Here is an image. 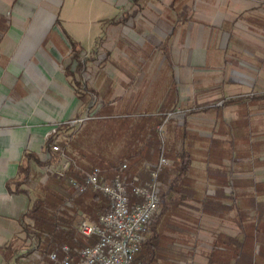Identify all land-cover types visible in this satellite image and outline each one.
<instances>
[{
  "label": "crops",
  "instance_id": "1",
  "mask_svg": "<svg viewBox=\"0 0 264 264\" xmlns=\"http://www.w3.org/2000/svg\"><path fill=\"white\" fill-rule=\"evenodd\" d=\"M95 9L111 17L93 18ZM172 62L181 65L177 102L167 97ZM149 103L179 110V151L191 153L202 193L222 188L224 175L238 192L264 181V0H0V264H18L5 247L25 235L31 200L11 182L26 154L46 161L48 135L91 104L100 112ZM199 234L191 264H206L211 249L209 230Z\"/></svg>",
  "mask_w": 264,
  "mask_h": 264
},
{
  "label": "trees",
  "instance_id": "2",
  "mask_svg": "<svg viewBox=\"0 0 264 264\" xmlns=\"http://www.w3.org/2000/svg\"><path fill=\"white\" fill-rule=\"evenodd\" d=\"M261 96L256 95L255 98ZM108 111L111 110L100 113L105 112L104 117H111ZM170 120L153 115L119 121L105 118V121L86 126L81 132H71L69 123L60 125L47 138L45 148L50 151L59 139L65 140L63 149L73 161L65 177H59L48 169L49 163L55 160L53 156L46 163L28 152L25 163L20 165L16 179L11 183L32 185L39 174L34 163L44 170L46 179L36 196L29 187H19L31 200L21 219L26 235L24 240L31 242V252L39 250L50 254L58 251L61 254L67 245L72 253H76L95 241V238L85 237L79 226L84 219L93 222L108 212L110 202L103 193L93 189L82 192L71 182L72 179L83 183L86 175L98 167L111 180L114 174L121 173L124 164H128L124 176H138L143 180L141 175L155 165L152 161L160 153L169 158L170 164L164 169V181L161 180L160 212L151 224L140 254L142 264H191L199 243L195 247L191 244L201 230H209L212 238L211 249L205 254L206 264H264L263 247L257 249L264 237V181L257 182L253 178L251 191L238 192L233 181L229 184L224 175L216 178V185L222 188L202 193L195 186L197 178L191 153L179 151V121L173 130L177 134L175 139L165 136L166 129L164 132L159 129ZM209 174L212 176V172ZM227 185L231 187L230 191H227ZM227 199L230 204H227ZM205 214L217 218L219 225L207 228L203 221ZM182 218L193 219L195 226H189ZM228 219L235 234H231L224 224ZM5 250L9 260L19 262L21 255L16 240L9 241Z\"/></svg>",
  "mask_w": 264,
  "mask_h": 264
},
{
  "label": "built area",
  "instance_id": "3",
  "mask_svg": "<svg viewBox=\"0 0 264 264\" xmlns=\"http://www.w3.org/2000/svg\"><path fill=\"white\" fill-rule=\"evenodd\" d=\"M94 102L95 100L93 104ZM90 118L88 111L85 116L71 121L70 124L82 125ZM165 124L159 128L161 132L165 131ZM48 152V159L44 162L47 163L52 156L55 159L49 163L48 169L59 177H65L72 167V159L67 156L58 142L53 144ZM169 164V158L162 154L159 162L149 168L151 179L145 183L138 176L133 179L124 176L123 173L129 168L128 164H124L121 173L111 180L107 179L98 167L86 175L83 183L72 179L71 182L82 192L93 189L103 193L110 202V209L100 216L98 223L88 219L81 221L80 232L87 238H95L92 244L78 249L76 253H72L71 248L66 245L62 248L61 254L58 251L49 254L51 262L142 264L140 254L151 224L161 208V174ZM132 193L135 198H131Z\"/></svg>",
  "mask_w": 264,
  "mask_h": 264
},
{
  "label": "rangeland",
  "instance_id": "4",
  "mask_svg": "<svg viewBox=\"0 0 264 264\" xmlns=\"http://www.w3.org/2000/svg\"><path fill=\"white\" fill-rule=\"evenodd\" d=\"M97 8L98 7H96V9ZM96 9L93 10V12H92L93 18H95L100 13H104V12H102V10H101V12H99L100 10L97 11ZM105 16H109V18L111 17L109 13H108V15H107V13H104V14H102L101 17L103 18ZM93 30H96V27H94ZM97 32H98V29H97ZM99 42H101V41L99 40ZM96 52H97V48H95V49L92 50V53L96 54ZM113 64H115V63H113ZM151 64L149 66H151ZM168 64L172 66L171 68H172V72L174 74V77L172 78V84H171V87L169 89V92L167 93V97L169 96V94H173V95H175V100L177 102V100L179 99V91H178L179 90V78H178V75H179V72H180L181 65H178V64H176L174 62L168 63ZM145 65H146V63H141L140 64V68H141L140 70L141 71H142V68H143L144 71H146L144 69V68H147V67H145ZM90 74H91V78H90V76H89V78L86 77V82H88V83H89V79H91L92 81H94V77H96L94 70H92L90 72ZM92 84L93 83H91V81H90L89 87H92ZM158 94H160V93L158 92L157 95L154 96L155 99L157 98ZM97 95L98 94H96L95 96L98 97ZM164 96L166 97V94H164ZM225 98H226V102L227 103L232 102L231 98H229V97H225ZM92 100H95V98H94L93 95H91V102H92ZM147 106L148 107H145L144 109H135V110H125V109L111 110V111H108V112L110 114H112V116L111 117H104V114H107V113H105V112H103L104 114L103 113H100L101 111L98 113V110H96V107L97 106L95 107V106H92V104H91L90 105V110H89V114L91 115V118L88 119L82 125H71L72 126L71 132H78V131L81 132V131H83V129L86 126H90L93 123H98V122L105 121V118L109 119V121H113V120L119 121L121 119H135V118H139V117H143V116H148V115L151 116V115H153L154 117L155 116L156 117H160V118L161 117L162 118L165 117V118H167V120L168 119H171L169 123L166 122V124H165V129H166L165 136L167 138H169V130L175 129V125L177 124V122L179 120L178 119V117H179V115H178L179 114V110L176 109V108H172V109L165 108V109H163L162 107H161V109H157L155 107V104L154 103H151V104L149 103V104H147ZM149 106H154L155 109L149 108ZM173 110H174V112H171ZM86 114H87V111L84 112L83 116H85ZM170 115H172V116H170ZM169 116H170V118H169ZM64 142H65V140L59 139V142L58 143L60 144V146L62 148H64V145L66 144V142L65 143ZM66 148H68V147H66ZM159 155H160V153H157V158L154 161H152V163L157 164L159 162V160H160ZM164 175H165V171L161 174V180L162 181H164L163 180L164 179ZM115 176H116V174H114L112 178H115ZM141 176L143 178V183L149 182L150 179H151V171L149 169L148 170H145V172ZM133 178H136V176H134ZM133 178H131V179H133ZM226 178H227V180H228V182L230 184L231 183V180H232V174H230L229 176H226ZM45 179H46V177L44 175V170H43L41 173L39 172L38 178L35 181L32 182V185L31 184L29 186L27 185V187H29L32 190V193H33L34 196H36L37 192L40 191L41 184H43V182L45 181ZM164 189H166L165 188V184H164ZM131 198H135V195L133 193L131 195ZM176 218H180V217H176ZM171 220H173V218ZM181 220H184V219L182 218ZM184 221H186V223L189 226H191V227H194L195 226V221H193V219H191L190 221L189 220H184ZM93 222L98 223L99 222V218H97V220L96 221H93ZM224 224H226V226H227L228 225L227 224V221ZM217 225H219V224H217ZM230 226H233L232 223H230ZM209 227H210V225H209ZM230 232H231V234L234 233L232 231V228H230ZM194 236L195 235H194V231H193L192 237H194ZM199 236H200V234H199ZM199 236H198V238H195V240H193L192 241V244H191L192 247H195L196 244L199 243V245L197 246L198 250H199L200 244H203L202 243V240H201V238ZM25 237H26V235H24V237H22V238H17L16 239L17 248L19 249L20 255H21V257L19 259V262H17L18 264H55V263H53V262L50 261L49 254L48 253H43V252H41L39 250H35V251L31 252V249H32V246L30 244L31 242L29 240L26 242L24 240ZM263 238L260 239V243L257 246V249H259V247L262 246L263 247V252H264V240H263ZM26 252L27 253L29 252L30 254L26 256L24 254Z\"/></svg>",
  "mask_w": 264,
  "mask_h": 264
}]
</instances>
